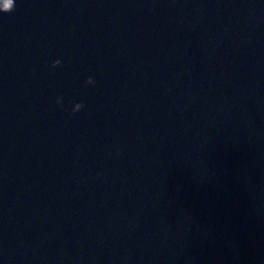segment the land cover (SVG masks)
Returning <instances> with one entry per match:
<instances>
[{
  "label": "water",
  "instance_id": "water-1",
  "mask_svg": "<svg viewBox=\"0 0 264 264\" xmlns=\"http://www.w3.org/2000/svg\"><path fill=\"white\" fill-rule=\"evenodd\" d=\"M11 5L0 264H264V0Z\"/></svg>",
  "mask_w": 264,
  "mask_h": 264
},
{
  "label": "clouds",
  "instance_id": "clouds-1",
  "mask_svg": "<svg viewBox=\"0 0 264 264\" xmlns=\"http://www.w3.org/2000/svg\"><path fill=\"white\" fill-rule=\"evenodd\" d=\"M14 4H15V0H12V5H11V7H9V8L7 9L6 12H10V11L13 9ZM0 12H4V11H0ZM53 63H54V64H58V63H59V60H56V61H54ZM92 82H93L92 79L89 77L87 83L91 84ZM80 107H81V106L78 105V106H77V109H73V111H76V110L80 109Z\"/></svg>",
  "mask_w": 264,
  "mask_h": 264
}]
</instances>
